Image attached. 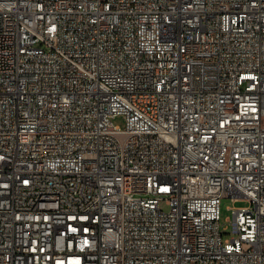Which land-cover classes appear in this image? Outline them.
Returning <instances> with one entry per match:
<instances>
[{
	"label": "built area",
	"instance_id": "built-area-1",
	"mask_svg": "<svg viewBox=\"0 0 264 264\" xmlns=\"http://www.w3.org/2000/svg\"><path fill=\"white\" fill-rule=\"evenodd\" d=\"M0 264H264V0H0Z\"/></svg>",
	"mask_w": 264,
	"mask_h": 264
},
{
	"label": "rangeland",
	"instance_id": "rangeland-1",
	"mask_svg": "<svg viewBox=\"0 0 264 264\" xmlns=\"http://www.w3.org/2000/svg\"><path fill=\"white\" fill-rule=\"evenodd\" d=\"M114 123L119 125L121 128L125 127V120L122 116H118L115 118ZM248 202L244 200H238L234 201L231 197H223L222 202H221V226L222 229L225 226L230 227L229 224V219L232 216V212L230 210L231 207H239V206H245L247 205Z\"/></svg>",
	"mask_w": 264,
	"mask_h": 264
}]
</instances>
